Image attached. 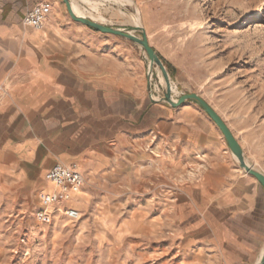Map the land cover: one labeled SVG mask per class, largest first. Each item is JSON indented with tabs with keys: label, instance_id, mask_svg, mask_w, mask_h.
I'll list each match as a JSON object with an SVG mask.
<instances>
[{
	"label": "crops",
	"instance_id": "0c3cea01",
	"mask_svg": "<svg viewBox=\"0 0 264 264\" xmlns=\"http://www.w3.org/2000/svg\"><path fill=\"white\" fill-rule=\"evenodd\" d=\"M39 4L52 7L40 31L24 25ZM68 15L65 0H0V187L13 174L34 189L28 174L56 164L95 178L153 137L158 164L187 179L174 218L188 263L261 264L264 187L218 126L194 102L154 103L137 48Z\"/></svg>",
	"mask_w": 264,
	"mask_h": 264
},
{
	"label": "rangeland",
	"instance_id": "374dc122",
	"mask_svg": "<svg viewBox=\"0 0 264 264\" xmlns=\"http://www.w3.org/2000/svg\"><path fill=\"white\" fill-rule=\"evenodd\" d=\"M70 1L105 27L140 39L145 33L175 99L196 94L206 101L246 162L264 174V0H89L98 2L95 9L85 0ZM108 35L137 48L148 72L142 46ZM155 69L153 84L163 98L164 78ZM153 140L120 153L115 166L95 178L84 173L82 192L89 197L81 192L76 202L78 221L60 216L39 224L46 172L28 174L34 189L16 187L9 174L0 187V264H189L176 232L181 222L174 218L176 185L187 179L158 164Z\"/></svg>",
	"mask_w": 264,
	"mask_h": 264
},
{
	"label": "built area",
	"instance_id": "2783aa9c",
	"mask_svg": "<svg viewBox=\"0 0 264 264\" xmlns=\"http://www.w3.org/2000/svg\"><path fill=\"white\" fill-rule=\"evenodd\" d=\"M52 12L49 4H39L28 12L24 18V25L34 30H43ZM155 67L149 65L147 72L148 92L154 103H167L166 87H164L163 98L157 94V86L153 84ZM158 68V67H157ZM171 85V98L174 102V89ZM46 181L52 184L56 191L42 192L40 195V208L35 214L37 222L43 226L50 225L57 216H63L71 221H78L80 213L73 207L72 196L82 191L85 186V177L77 165L63 166L54 165L46 174Z\"/></svg>",
	"mask_w": 264,
	"mask_h": 264
},
{
	"label": "water",
	"instance_id": "95a60500",
	"mask_svg": "<svg viewBox=\"0 0 264 264\" xmlns=\"http://www.w3.org/2000/svg\"><path fill=\"white\" fill-rule=\"evenodd\" d=\"M65 4L67 6V9H68V12H69L71 18L74 21L80 22V23H82V24H84V25H86V26H88V27H90L96 31L104 33V34H110V35H114V36H121V37L127 38L131 41L138 43L140 46H142L145 49V51L149 57L150 66L151 67L157 66L163 75L165 87H166L165 96H166L167 103L170 104L174 108H178V107L184 105L186 102H194V103L198 104L208 114V116L213 120V122L218 126V128L220 129V131L224 135L230 150L232 151L234 156L237 158V160L239 161L242 168L248 174L254 176L261 183V185L264 187V174L246 163L245 158H244V152H243V149H242L240 143L237 141V139L235 138V136L233 135V133L231 132V130L229 129L227 124L223 121V119L208 105V103H206V101H204L201 97H199L196 94L185 95V96L181 97L177 102H174L172 100L170 75H169L166 67L164 66L162 60L156 54V51L150 46L148 38H147L145 33L143 35V38L140 39V38H137L136 36H134L133 34H131L129 32H124L122 30H118V29H114V28H110V27H105L102 24L94 22L91 19L76 16L74 14V12L72 11V8L70 5V0H65ZM137 29L142 30V28H137ZM261 264H264V257H263Z\"/></svg>",
	"mask_w": 264,
	"mask_h": 264
},
{
	"label": "bare ground",
	"instance_id": "6f19581e",
	"mask_svg": "<svg viewBox=\"0 0 264 264\" xmlns=\"http://www.w3.org/2000/svg\"><path fill=\"white\" fill-rule=\"evenodd\" d=\"M72 1H75V0H72ZM95 1V0H94ZM85 3H87V4H89V6L92 8V9H95L97 6V3L98 2H96L95 4V6H94V3L92 4L89 0H85L84 1ZM70 5H71V8H72V11L74 12V14L76 15V16H78V17H84L83 15H82V13L79 11V9L76 7V6H73V4H72V2L70 1ZM99 6V5H98ZM85 18H87V17H85ZM90 19V18H89ZM93 19V18H92ZM91 19V20H92ZM94 20V19H93ZM133 24H134V28H142L141 27V25L139 26V22L137 21V20H134L133 22H132ZM100 24V23H99ZM164 80V79H163ZM80 169V168H79ZM49 184V188H48V190L46 191V192H49V193H52V192H54V191H56V188L52 185V184H50V183H48ZM76 195V194H75ZM75 195H73L72 196V198H73V202H74V197H75ZM56 218H61L60 216H57Z\"/></svg>",
	"mask_w": 264,
	"mask_h": 264
}]
</instances>
